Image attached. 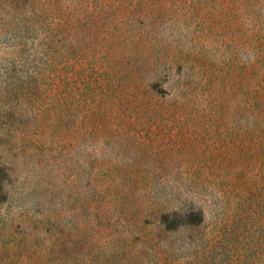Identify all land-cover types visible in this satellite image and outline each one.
Here are the masks:
<instances>
[{
  "label": "rangeland",
  "instance_id": "1",
  "mask_svg": "<svg viewBox=\"0 0 264 264\" xmlns=\"http://www.w3.org/2000/svg\"><path fill=\"white\" fill-rule=\"evenodd\" d=\"M0 264H264V0H0Z\"/></svg>",
  "mask_w": 264,
  "mask_h": 264
}]
</instances>
